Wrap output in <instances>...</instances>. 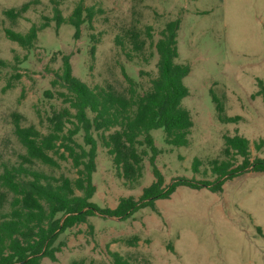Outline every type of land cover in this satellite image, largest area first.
<instances>
[{"label": "rangeland", "instance_id": "obj_1", "mask_svg": "<svg viewBox=\"0 0 264 264\" xmlns=\"http://www.w3.org/2000/svg\"><path fill=\"white\" fill-rule=\"evenodd\" d=\"M30 2L34 3L23 18L13 21L6 15ZM79 2L65 1L63 16L68 18ZM85 4L98 14L94 29L85 24L77 39L72 26H57L50 0H0V59L7 63L0 67V175L4 165H19L26 156L15 133L17 123L47 135L50 118L69 108L60 96L68 90L58 79L66 58L74 77L90 88L107 87L128 95L129 78L143 95L158 76L154 45L167 23L177 19L181 20L177 62L191 67L184 81L189 95L183 107L194 126L187 148L167 145L162 129L152 132L165 185L178 179L215 182L211 163L225 160V137L249 140L251 160L264 159V149L255 148L264 141V103L258 96V82L264 81V0H85ZM44 24L48 26L31 49L6 36V30L26 34L32 26ZM131 33L145 42L141 53L132 50ZM213 95L224 115L241 121L220 122ZM94 136L99 145L92 202L113 210L122 198L138 201L154 182L149 157L142 178L129 183L118 174L98 134ZM76 141L85 145L84 134ZM51 156L58 168L38 161L28 166L57 179L78 177L71 160ZM195 160L200 162L199 173L193 170ZM241 164L238 158L236 167ZM3 200L8 211L12 195L0 185V212ZM134 237L139 238L137 243L126 242ZM54 246L61 247L57 261L44 258L41 264H112L109 250L132 264H264V173H237L226 180L222 193L181 186L170 199L157 201L156 211L145 208L126 220L97 213L87 224L60 235Z\"/></svg>", "mask_w": 264, "mask_h": 264}, {"label": "trees", "instance_id": "obj_2", "mask_svg": "<svg viewBox=\"0 0 264 264\" xmlns=\"http://www.w3.org/2000/svg\"><path fill=\"white\" fill-rule=\"evenodd\" d=\"M65 1L50 0L57 26H72L77 39L85 24L93 30L98 10L87 7L85 0H80L72 14L65 18L61 9ZM33 3L7 11L6 15L13 21L21 19ZM47 26L34 25L26 34L6 30V36L22 48L31 49L39 33ZM180 28L181 20L177 19L167 23L161 32V38L154 45L159 57L158 76L152 80L151 89L143 95L137 92L135 83L129 78L128 95H120L107 87L90 88L74 77L69 59H65L63 73L58 75V79L68 90L60 96L69 108L50 118L51 131L47 135L34 127L23 128L16 124L15 133L26 150V156L19 165H4L0 175L1 187L12 195L8 211L3 209L5 201H1L0 264H41L44 258L56 262L57 254L61 252V247L54 246L58 237L78 225L87 224L89 218L97 213L126 220L145 208L156 211V202L170 199L181 186L222 193L226 180L237 173L246 170L264 173V159L251 160L249 140L239 136L225 137V160L211 163L215 182L178 179L169 186L165 185L164 175L156 164L161 152L152 132L162 129L167 145L187 148L194 126L190 112L183 107V101L189 95L184 81L191 73V67L177 62ZM129 40L136 54L143 51L146 44L138 34L131 33ZM95 51L96 45L92 47V54ZM127 56L131 55L128 53ZM6 65L0 59V67ZM258 86V96L264 103V81L260 80ZM213 100L220 122L237 124L241 121L240 117L224 115L221 102L214 95ZM71 110H75V114ZM68 124L73 127L68 128ZM81 133L84 134L85 145L76 141ZM94 133L98 134L112 157L118 174L129 183L142 178L143 163L149 157L154 182L144 189L138 201L132 197L122 198L113 210H103L92 202L97 191L93 176L97 170L99 145ZM255 148L262 151L264 141L256 143ZM51 153L59 156V160H71L78 177L74 180L67 177L57 179L28 166L38 161L58 168L60 164ZM238 158L242 159V164L236 167ZM199 165L200 162L195 160V173H199ZM138 241L139 238L134 237L126 242L133 245ZM108 254L112 264H132L117 252L109 250Z\"/></svg>", "mask_w": 264, "mask_h": 264}]
</instances>
